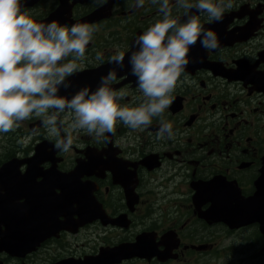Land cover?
I'll return each instance as SVG.
<instances>
[{"label":"flooded vegetation","instance_id":"obj_1","mask_svg":"<svg viewBox=\"0 0 264 264\" xmlns=\"http://www.w3.org/2000/svg\"><path fill=\"white\" fill-rule=\"evenodd\" d=\"M232 3L222 21L201 14L220 46L190 48L171 104L143 130L117 121L106 138L72 131L68 152L54 150L40 117L2 133L10 143L0 169L11 165L0 183L9 188L0 187V241L11 245L0 246V264H264V0ZM134 5L25 0L38 23L96 29L61 94L95 89L117 68V50L127 65L136 36L161 18L150 0ZM128 70L111 87L125 93L119 105L135 107L143 97ZM62 118L67 128L72 117ZM160 120L172 123V139L157 138Z\"/></svg>","mask_w":264,"mask_h":264},{"label":"clouds","instance_id":"obj_2","mask_svg":"<svg viewBox=\"0 0 264 264\" xmlns=\"http://www.w3.org/2000/svg\"><path fill=\"white\" fill-rule=\"evenodd\" d=\"M25 0H0V133L19 127L20 122L41 118V126L55 137L54 150L68 152L73 145L72 131L90 136L114 135L117 121L132 130H143L160 117L171 104V93L190 63L189 50L199 41L206 51L219 48L217 33L205 29L201 14L210 22L222 21L232 0H150L160 14L154 24L137 35L133 50L115 51L109 63L117 65L99 77L95 89L79 88L74 94H61L72 87L78 71L76 61L84 58L95 27L87 24L38 23L22 10ZM104 5L107 0H94ZM145 0H135L139 9ZM173 5L184 10V17L173 16ZM71 57V59H69ZM97 52L95 59L102 61ZM127 67L143 102L135 107L119 105L125 95L111 84L118 69ZM72 117L65 127L62 114ZM35 131V130H34ZM174 137L173 125L160 120L157 138Z\"/></svg>","mask_w":264,"mask_h":264},{"label":"water","instance_id":"obj_3","mask_svg":"<svg viewBox=\"0 0 264 264\" xmlns=\"http://www.w3.org/2000/svg\"><path fill=\"white\" fill-rule=\"evenodd\" d=\"M6 169H7V167H6ZM3 171H5V168H3L2 170H1V172H3ZM10 185V184H9ZM3 189H5V190H7L8 191V185H4V187H3ZM8 194V193H7ZM257 209H258V206H255ZM245 212V211H244ZM247 212H249V211H247ZM254 212L255 213H257V210H254ZM3 220H4V218H3V216L2 217H0V222H3ZM256 221V220H255ZM6 239H8V238H5L3 241H1L0 242V246H4V247H8V246H10L11 244H10V242L8 241V240H6Z\"/></svg>","mask_w":264,"mask_h":264},{"label":"rangeland","instance_id":"obj_4","mask_svg":"<svg viewBox=\"0 0 264 264\" xmlns=\"http://www.w3.org/2000/svg\"><path fill=\"white\" fill-rule=\"evenodd\" d=\"M9 141H7L6 139L4 138H0V150L1 149H5V148H8L9 147Z\"/></svg>","mask_w":264,"mask_h":264}]
</instances>
